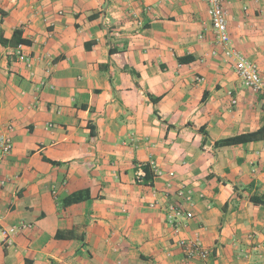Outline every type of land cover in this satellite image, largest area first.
<instances>
[{
    "label": "crops",
    "instance_id": "0c3cea01",
    "mask_svg": "<svg viewBox=\"0 0 264 264\" xmlns=\"http://www.w3.org/2000/svg\"><path fill=\"white\" fill-rule=\"evenodd\" d=\"M223 6L264 81V0ZM9 125L0 227L30 228L10 248L0 236V264H184L177 242L196 235L203 264H264V205L250 202L264 197V140L213 146L264 125V100L215 43L203 0H0V132ZM149 160L152 186L136 179ZM181 186L193 216L175 232L165 208ZM78 191L88 199L62 204Z\"/></svg>",
    "mask_w": 264,
    "mask_h": 264
},
{
    "label": "built area",
    "instance_id": "2783aa9c",
    "mask_svg": "<svg viewBox=\"0 0 264 264\" xmlns=\"http://www.w3.org/2000/svg\"><path fill=\"white\" fill-rule=\"evenodd\" d=\"M203 1L207 7V15L214 34L215 43L221 49L223 56L232 62L242 84L251 91L259 94L264 100V81L258 73L257 66L241 55L231 43L227 30L226 12L223 6V0ZM22 49L23 44L17 45L14 49V55L17 60L24 62L27 67H30L31 59L23 53ZM214 53L215 52H213V54ZM196 81L199 82L202 81V79L196 78ZM232 103H235V101L233 100ZM12 132L13 127L10 125L0 132V162L10 153L12 149ZM144 165L149 166L154 179L161 175V172L157 169L155 162L153 160H149L147 163L139 164L137 166V181L140 182L144 176ZM173 196L176 198L177 202L167 205L165 211L167 223L175 232H177L180 226L179 222L190 220L193 216L192 212L187 211L183 207L184 204H193V192L191 188L181 186L174 191ZM158 205L159 203L157 200L148 204L150 208H155ZM29 228L30 226L25 223L9 227H0L2 245L5 248L12 247L14 245V237ZM177 245L182 251L184 264H190L192 261H197V264H203L210 257V251L203 246L197 235L192 239H180L177 242Z\"/></svg>",
    "mask_w": 264,
    "mask_h": 264
},
{
    "label": "trees",
    "instance_id": "16d2710c",
    "mask_svg": "<svg viewBox=\"0 0 264 264\" xmlns=\"http://www.w3.org/2000/svg\"><path fill=\"white\" fill-rule=\"evenodd\" d=\"M12 39H13L12 44L15 47L19 44H23V45L29 44V41L21 38V29H17L14 31ZM178 61L180 63H187L190 61V59L189 58H186V59L179 58ZM262 140H264V125H262L259 129L253 132L244 133V134L236 135L233 137L225 138L222 140H218L214 142L213 146L215 148L224 147V146H237V145H242L246 143L262 141ZM143 171H144V176L142 177L140 182H142L144 185L152 186L153 181H154V176H153L151 169L149 168V166L144 165ZM86 199H88L87 191H78L74 194H71L67 198H65L62 204L64 206H68V205H72L75 203H79ZM250 202H252L255 205H264V197L250 196ZM61 237L62 235L58 232L56 234V238H61Z\"/></svg>",
    "mask_w": 264,
    "mask_h": 264
}]
</instances>
